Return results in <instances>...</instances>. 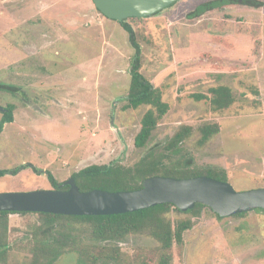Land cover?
Returning <instances> with one entry per match:
<instances>
[{"label":"rangeland","instance_id":"obj_1","mask_svg":"<svg viewBox=\"0 0 264 264\" xmlns=\"http://www.w3.org/2000/svg\"><path fill=\"white\" fill-rule=\"evenodd\" d=\"M59 1L39 0L35 7V0H0V85L19 88H0V106L16 108L0 135V170L31 164L63 183L91 165L133 167L152 154L162 164L187 163L195 172L224 169L237 192L264 188V8L229 6L189 19L211 0H180L152 17L126 20L141 47L142 75L169 105L146 147L138 149L135 138L149 107L127 105L136 57L129 34L92 0H66L58 7ZM53 17L59 24L54 30L48 22ZM221 86L235 99L226 110L215 111L208 99L194 96L210 99V89ZM215 124L219 132L201 144V127ZM184 127L190 132L180 153L166 151ZM52 189L45 174L30 168L0 177V194ZM38 219L8 217L12 247L0 264L33 263L24 238ZM166 220L193 223L182 245L172 248L173 264H264L263 213L220 220L208 209L198 217L171 211ZM60 225L56 238L65 232L78 246L95 243L87 227ZM158 246L148 234L119 244L127 264H156ZM80 259L71 252L54 264Z\"/></svg>","mask_w":264,"mask_h":264},{"label":"trees","instance_id":"obj_2","mask_svg":"<svg viewBox=\"0 0 264 264\" xmlns=\"http://www.w3.org/2000/svg\"><path fill=\"white\" fill-rule=\"evenodd\" d=\"M174 5V4H173ZM171 5L170 7H172ZM244 6L255 9L264 8V1L261 0H211L199 4L195 10L187 17L189 19L199 18L208 12H213L226 7ZM100 12V11H99ZM101 13V12H100ZM158 14V13H157ZM156 14V15H157ZM104 16V15H103ZM105 17V16H104ZM138 19V18H133ZM123 29L129 34V39L136 49V57L131 65V82L126 97L128 108L138 109L142 106L149 107L145 113L141 130L135 138V146L138 149L145 148L149 142L153 131L169 111V105L163 101L162 91L155 87L141 73V47L137 43L136 35L126 21L120 23ZM0 88L7 92H17L19 88L12 85H0ZM211 97L194 95L198 99H208L215 111L230 108L235 99L232 91L226 86L210 89ZM193 96V97H194ZM13 104L6 107V112L0 121V135L5 125L14 121ZM190 128L184 127L177 132L173 138L164 146V149L174 154L180 153V145L189 135ZM200 143H206L214 134L219 132V126L205 125L201 127ZM143 157L141 161L133 167H125L117 163L108 165H91L76 173L71 177L82 192L99 189L106 191H133L141 189L142 182L152 176L173 177L186 179L197 176H207L222 182H228V176L224 169L207 167L203 172L192 171L186 163L185 168L181 166H169L156 161L152 154ZM30 168L36 175L47 176L54 190H67L62 187L53 174L49 171L41 170L31 164L22 165L13 170H0V177L6 175L16 176L21 170ZM212 210L204 205L197 204L194 209L185 213L192 214L194 217L201 215L203 210ZM171 211L181 212L173 204H162L156 207L108 216H63L48 213H29V212H0V262L5 260L9 253V221L10 215H31L38 216L39 224L27 235L26 239L30 245L32 254V264H54L60 257L67 253L77 252L81 258L79 264H127L122 257L119 244L124 242L127 237L136 234H148L158 243L156 264H173L172 248L175 244L182 245L184 233L193 228L190 220L178 221L175 225L166 220V215ZM264 214V209L256 210ZM214 213V212H213ZM222 220L223 218L214 213ZM247 213L233 216L243 218ZM66 221L69 225L77 224L88 228V234L95 242L91 245L78 246L77 241H70L69 233L62 232L61 238L54 236V231ZM61 226V225H60ZM73 226V225H72ZM112 243L114 245H112Z\"/></svg>","mask_w":264,"mask_h":264},{"label":"water","instance_id":"obj_3","mask_svg":"<svg viewBox=\"0 0 264 264\" xmlns=\"http://www.w3.org/2000/svg\"><path fill=\"white\" fill-rule=\"evenodd\" d=\"M105 17L124 22L149 18L180 0H92ZM5 110L0 106V112ZM67 190H35L0 194V212L48 213L63 216H108L132 213L173 204L181 212L197 204L210 208L222 218L264 209V188L237 192L228 182L207 176L186 179L152 176L133 191L91 190L82 192L70 178Z\"/></svg>","mask_w":264,"mask_h":264},{"label":"crops","instance_id":"obj_4","mask_svg":"<svg viewBox=\"0 0 264 264\" xmlns=\"http://www.w3.org/2000/svg\"><path fill=\"white\" fill-rule=\"evenodd\" d=\"M67 1H70V0H67ZM66 0H60L59 2H55V4H57L58 5V7H60L62 4H65V2H67ZM38 2H39V0H35V2H34V4H35V7L38 5ZM61 2V3H60ZM53 6V4H49V5H47V6H44L43 7V10H46L45 8H47V7H52ZM26 12V11H25ZM24 12V13H25ZM28 12H31L30 10H28ZM56 15V14H55ZM85 17H87V16H85ZM74 20L76 21V25H77V19L76 18H74ZM49 22V24L51 25V28L50 29H58L59 28V24H57V21H56V17H53L51 20H49L48 21ZM57 26H58V28H57Z\"/></svg>","mask_w":264,"mask_h":264},{"label":"flooded vegetation","instance_id":"obj_5","mask_svg":"<svg viewBox=\"0 0 264 264\" xmlns=\"http://www.w3.org/2000/svg\"><path fill=\"white\" fill-rule=\"evenodd\" d=\"M15 109H16V108H15ZM15 109H14V111H15ZM4 110H5V111L3 112V114L6 112V108H4ZM0 113H1V112H0ZM13 115H14V113H13ZM71 178H72V177H71ZM67 181H68V180H67ZM65 182H66V181H65ZM65 182H63L61 186H63V184H64ZM65 187H66V186H65ZM67 187L69 188V186H67Z\"/></svg>","mask_w":264,"mask_h":264}]
</instances>
